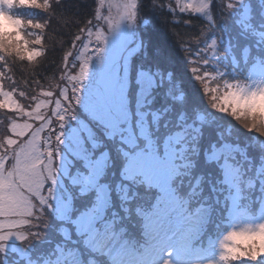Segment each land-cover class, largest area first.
Wrapping results in <instances>:
<instances>
[{
    "label": "rangeland",
    "instance_id": "1",
    "mask_svg": "<svg viewBox=\"0 0 264 264\" xmlns=\"http://www.w3.org/2000/svg\"><path fill=\"white\" fill-rule=\"evenodd\" d=\"M13 2L0 0V34L13 32L22 38L28 53L33 47L26 37L25 41L21 18L10 11ZM262 4L263 0H164L160 7L167 11L185 8L211 20L198 39L184 46L181 64L188 77L182 73L181 79L177 67L164 68L167 60L145 46L140 31L150 28L156 22L154 17L136 16L134 0H96L91 21L75 40L78 48L63 59L52 85L46 88L49 90L23 105L0 88V99L16 109L19 117L10 123L8 142L16 144V137L23 140L9 166L0 160V264L17 261H9L10 252H16L18 258L29 255L32 242L23 239L20 228L33 216L43 218L42 204L48 199L55 201L60 217L67 216L69 202L64 195H69L70 182L80 183L81 193L96 187L93 210L80 212L76 224L80 232L88 234L87 243L113 264H236L232 261L239 260L241 252L246 259H250L246 253L257 258L264 255V196L257 210L250 213L239 206L241 199L264 182L258 160L248 172L257 178L256 185L249 181L241 184L238 165L226 160L224 181L231 189L228 227L202 251L196 242L210 210L200 205L188 212L171 185L184 166L179 155L189 142L175 133L167 135L162 147H153L150 130L156 140L159 136L147 118H155V113L144 107L155 98L160 107L163 105L161 116L167 113L190 120L199 135L205 133L206 144L229 140L244 149L246 145L258 147L264 155V123H257L258 117L249 119L251 113L264 111V64L250 61L244 74L239 50L230 44L239 31L250 41L262 37L264 24L258 28L253 18ZM248 16L249 21L244 19ZM245 52L242 49V54ZM193 74L197 84L191 81L195 80ZM174 116L164 117L162 125L173 123ZM139 136L146 138V143L138 142ZM114 143H123L119 148L123 153L125 144L136 148L125 151V177H141L159 190L153 207L143 213L149 241L141 251L110 222L96 224L108 201L105 186L97 188L96 184L112 158ZM188 255L193 260L183 261ZM74 257L68 256L71 263ZM91 264L98 263L92 260Z\"/></svg>",
    "mask_w": 264,
    "mask_h": 264
},
{
    "label": "trees",
    "instance_id": "2",
    "mask_svg": "<svg viewBox=\"0 0 264 264\" xmlns=\"http://www.w3.org/2000/svg\"><path fill=\"white\" fill-rule=\"evenodd\" d=\"M163 1L134 0L135 15L156 19V22L149 25L150 28L140 31L145 46L158 52L167 60L164 68L177 67L176 71L183 79V75L185 78L188 77L187 70L181 64L185 53L184 46L198 39L211 20L205 14H193L191 10L185 8L174 12L167 11L163 6L160 7ZM95 6L96 0H14L10 11L21 18L24 38L29 40V46L33 48L29 51L32 54H29L22 46V38H18L13 32L5 31L4 34H0V88L8 92L17 103L23 105L41 95V92L52 85L63 59L74 48H78L75 40L82 35L84 28L91 21ZM256 10L258 13H253V18L254 24L259 28L264 24V0ZM249 18L251 16L244 19ZM261 36L255 42L250 41L247 35L240 31L231 37L230 44L239 50L237 54L240 53L239 67L244 74H247L250 61H259L264 64L263 31ZM234 39L239 40V43L237 44ZM8 40L10 41L7 42ZM242 49L246 50L243 54ZM180 64L178 68L177 65ZM193 78L195 80L191 81L197 84L199 80L195 78V75ZM0 97H2L1 94ZM146 103L144 102L143 105ZM144 107H148L152 113H155V118L152 115L147 118V124H153L152 130H157L159 136L156 140L150 130L153 147H162L167 135L175 133L184 137L183 142H189L182 152L180 151L179 157L183 160L184 166L172 178L171 185L174 192L184 200L188 212L194 211L200 205L210 210L197 242L203 243L209 239L218 238L227 228L230 206L231 189L224 181L226 160L238 165L241 184L249 181L256 185L257 178L248 173L249 168L252 164L255 166V161L258 160L257 167L262 166L264 170V155L259 154L258 147L246 145V150L229 140H218L211 142V145L206 144L203 139L205 133L199 135L190 120L167 113L161 116L164 108L160 107L155 98ZM171 116L175 118L173 123L170 124L168 121L167 126L164 127L162 125L164 117L167 120ZM162 117L163 120L157 126L156 123ZM16 119H19L16 109L7 107L5 101L0 99V160H3L6 166L12 162L15 148L19 147L18 142L23 141L16 137L15 140L19 139L18 142L10 144L7 139L12 136L10 123ZM193 136L198 137L192 139ZM97 139L98 143L102 141L98 136ZM243 139L250 140L247 137ZM138 142L146 143V138L139 136ZM125 145V151L136 150L135 147H130L131 145ZM123 146V143L113 144L110 152L112 158L108 159L106 168L96 184L97 188L98 185L105 186L108 192L106 208L96 224L100 226L105 221L110 222L115 229L122 230V235L138 251L144 249L145 245L142 244L149 241L145 234L146 221L143 213L149 212L153 207L159 190L147 185L141 177H125L122 167L127 154L119 149ZM79 175L80 173H77V176ZM68 185L69 195H64L67 197L64 200L69 202L67 216L60 217L55 210V201L48 199L44 205L42 204L43 218L33 216L27 221L23 219L25 224L20 228L25 234L23 239L32 242L29 255L18 258L16 252H10L7 254L9 261L13 262L17 258L14 264H91L92 260H96L98 264H113L103 252L92 248L87 243L88 234L80 232L76 224L80 212L93 210L96 187L81 193L79 192L80 183L71 184L70 182ZM258 188L240 201L239 206L247 208L249 213L257 210L264 196V182H260ZM31 212H33L32 209ZM39 224L43 227L40 228ZM22 244L26 245L25 242ZM70 255H75L72 263L71 258H68ZM237 255L239 260L232 261L236 264H250L249 261L258 259L252 253L245 254L250 259ZM261 264L264 263L261 262Z\"/></svg>",
    "mask_w": 264,
    "mask_h": 264
},
{
    "label": "snow or ice",
    "instance_id": "3",
    "mask_svg": "<svg viewBox=\"0 0 264 264\" xmlns=\"http://www.w3.org/2000/svg\"><path fill=\"white\" fill-rule=\"evenodd\" d=\"M249 119H257V123H264V111L259 113H251ZM261 261H264V255L257 259L256 264H261Z\"/></svg>",
    "mask_w": 264,
    "mask_h": 264
},
{
    "label": "clouds",
    "instance_id": "4",
    "mask_svg": "<svg viewBox=\"0 0 264 264\" xmlns=\"http://www.w3.org/2000/svg\"><path fill=\"white\" fill-rule=\"evenodd\" d=\"M240 242H241V243H246V241H244V240H241ZM233 251H239V249H233ZM241 255H244V253L241 252Z\"/></svg>",
    "mask_w": 264,
    "mask_h": 264
},
{
    "label": "bare ground",
    "instance_id": "5",
    "mask_svg": "<svg viewBox=\"0 0 264 264\" xmlns=\"http://www.w3.org/2000/svg\"><path fill=\"white\" fill-rule=\"evenodd\" d=\"M191 85V84H190ZM185 87H187V85L185 86ZM153 120V119H152ZM153 125V124H152ZM211 245V244H210Z\"/></svg>",
    "mask_w": 264,
    "mask_h": 264
}]
</instances>
